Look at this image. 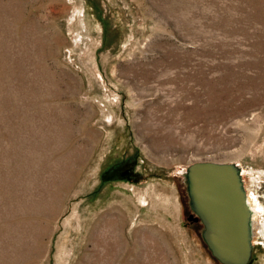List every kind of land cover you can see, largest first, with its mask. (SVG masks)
Listing matches in <instances>:
<instances>
[{
    "label": "rangeland",
    "instance_id": "obj_1",
    "mask_svg": "<svg viewBox=\"0 0 264 264\" xmlns=\"http://www.w3.org/2000/svg\"><path fill=\"white\" fill-rule=\"evenodd\" d=\"M200 159L237 165L260 223L264 0H0V264H223Z\"/></svg>",
    "mask_w": 264,
    "mask_h": 264
},
{
    "label": "water",
    "instance_id": "obj_2",
    "mask_svg": "<svg viewBox=\"0 0 264 264\" xmlns=\"http://www.w3.org/2000/svg\"><path fill=\"white\" fill-rule=\"evenodd\" d=\"M193 210L204 224L203 237L223 264H246L251 256V210L237 165L195 160L186 171Z\"/></svg>",
    "mask_w": 264,
    "mask_h": 264
},
{
    "label": "bare ground",
    "instance_id": "obj_3",
    "mask_svg": "<svg viewBox=\"0 0 264 264\" xmlns=\"http://www.w3.org/2000/svg\"><path fill=\"white\" fill-rule=\"evenodd\" d=\"M259 177H261V176H259ZM246 201L250 207V210L252 211L251 212V233L254 236L256 227H258L259 231H263V229H264V218H262L260 223H259L256 217L258 215V212L261 210V208L259 209V207H257V203L253 202L249 196H247Z\"/></svg>",
    "mask_w": 264,
    "mask_h": 264
}]
</instances>
